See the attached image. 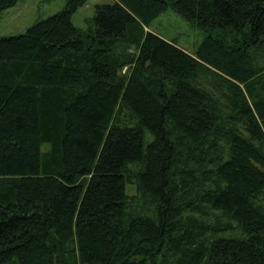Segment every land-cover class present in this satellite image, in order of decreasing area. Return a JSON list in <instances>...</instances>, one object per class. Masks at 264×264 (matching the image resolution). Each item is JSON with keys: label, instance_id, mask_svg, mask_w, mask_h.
Wrapping results in <instances>:
<instances>
[{"label": "trees", "instance_id": "obj_1", "mask_svg": "<svg viewBox=\"0 0 264 264\" xmlns=\"http://www.w3.org/2000/svg\"><path fill=\"white\" fill-rule=\"evenodd\" d=\"M88 1L0 38V264H264V0Z\"/></svg>", "mask_w": 264, "mask_h": 264}, {"label": "rangeland", "instance_id": "obj_2", "mask_svg": "<svg viewBox=\"0 0 264 264\" xmlns=\"http://www.w3.org/2000/svg\"><path fill=\"white\" fill-rule=\"evenodd\" d=\"M112 2V0H89L73 16L74 25L86 30L93 25L96 6ZM65 6L66 0H20L16 6L4 11L0 23V38L25 34L38 22L61 12ZM150 30L165 40H176L179 48L190 55L195 54L198 46L208 35L207 32L194 28L173 11H168L156 19ZM146 139H152L149 132L146 133ZM49 148V145H44L42 151L47 152ZM127 192L131 196L135 195V187L128 186Z\"/></svg>", "mask_w": 264, "mask_h": 264}]
</instances>
